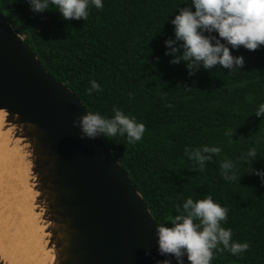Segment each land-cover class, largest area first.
I'll list each match as a JSON object with an SVG mask.
<instances>
[{
    "label": "trees",
    "instance_id": "16d2710c",
    "mask_svg": "<svg viewBox=\"0 0 264 264\" xmlns=\"http://www.w3.org/2000/svg\"><path fill=\"white\" fill-rule=\"evenodd\" d=\"M177 6L191 7L190 0H103L85 20H64L51 5L33 13L26 0H0L26 46L88 111L110 116L117 106L144 124L136 143L103 138L156 222L171 226L185 198L210 195L228 210L221 226L249 245L238 255L219 245L210 264H264V186L249 174V168L264 170V115H255L264 102V46L248 51L227 45L231 55L244 58L242 68L201 65L189 75L185 61L170 64L164 55V41L175 39L170 21ZM90 80L99 91L88 93ZM202 145L221 151L199 170L184 150ZM250 147L256 156L239 160ZM222 160L233 162L235 181L221 176Z\"/></svg>",
    "mask_w": 264,
    "mask_h": 264
},
{
    "label": "water",
    "instance_id": "95a60500",
    "mask_svg": "<svg viewBox=\"0 0 264 264\" xmlns=\"http://www.w3.org/2000/svg\"><path fill=\"white\" fill-rule=\"evenodd\" d=\"M0 111L6 113V128L14 129L13 145L20 143L31 164L52 264L165 259L157 252L158 223L103 135L81 139L79 127H73L88 110L49 75L1 10ZM0 264H8L1 255Z\"/></svg>",
    "mask_w": 264,
    "mask_h": 264
},
{
    "label": "clouds",
    "instance_id": "9594fccd",
    "mask_svg": "<svg viewBox=\"0 0 264 264\" xmlns=\"http://www.w3.org/2000/svg\"><path fill=\"white\" fill-rule=\"evenodd\" d=\"M26 3L33 13L51 10V5L64 20H85L90 7H103V0H26ZM190 4L191 7H176L178 12L170 21L174 26L175 39L164 41V55L171 56L169 63L185 61L189 75L201 65L205 69L217 64L230 70L234 66L242 68L244 58L231 55L227 45L232 49L243 46L248 51L264 46V0H190ZM213 32L215 36L211 35ZM178 48L182 49L179 56L176 55ZM89 85L88 93L100 90L95 80H90ZM255 115H264V102L259 103ZM72 125L79 127L81 139H94L97 134L106 138L119 135L125 136L129 144L140 141L145 132L143 123L126 115L117 106H113L110 116L88 111L75 118ZM184 151L188 159L203 170L205 162L211 161L221 149L215 145H202L191 150L186 147ZM256 153L257 148L250 147L238 159L248 162V158L255 157ZM219 169L225 180L237 179L233 162L222 160ZM249 174L258 177L264 186V170L249 168ZM227 211L210 195L196 200L191 196L185 198L182 204L177 205V214L169 221L171 226L157 225V252L165 259L157 260L155 264H172V259L176 264H184V256L190 264H210L213 250H219V245L232 255L247 250V242L232 240L231 229L221 226ZM145 254L148 255L147 252Z\"/></svg>",
    "mask_w": 264,
    "mask_h": 264
},
{
    "label": "bare ground",
    "instance_id": "6f19581e",
    "mask_svg": "<svg viewBox=\"0 0 264 264\" xmlns=\"http://www.w3.org/2000/svg\"><path fill=\"white\" fill-rule=\"evenodd\" d=\"M5 116L0 111V255L8 264H52L31 164L27 154L13 152L14 129L6 128Z\"/></svg>",
    "mask_w": 264,
    "mask_h": 264
},
{
    "label": "rangeland",
    "instance_id": "374dc122",
    "mask_svg": "<svg viewBox=\"0 0 264 264\" xmlns=\"http://www.w3.org/2000/svg\"><path fill=\"white\" fill-rule=\"evenodd\" d=\"M12 146H14L13 149H12L13 152H14V151H19V149H20V147H21L20 143L18 144V141H17V144H14V145H13V143H12L11 147H12ZM14 153H15V152H14ZM13 156H14V155H12V157H13ZM17 157H18V156H17ZM14 264H17V263H14Z\"/></svg>",
    "mask_w": 264,
    "mask_h": 264
}]
</instances>
